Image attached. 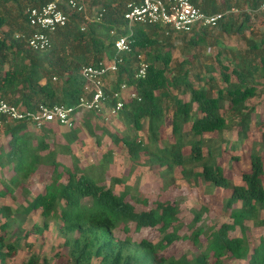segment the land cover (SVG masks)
Segmentation results:
<instances>
[{
    "label": "trees",
    "instance_id": "obj_1",
    "mask_svg": "<svg viewBox=\"0 0 264 264\" xmlns=\"http://www.w3.org/2000/svg\"><path fill=\"white\" fill-rule=\"evenodd\" d=\"M49 1L0 0V94L10 103L30 113L41 104L76 106L84 93L82 67L114 58L119 35L129 36L132 50L119 54L118 71L106 80L101 110L76 107L72 126L48 122L37 127L31 118L0 119V201L5 200L0 203V264H7L24 241L44 235L52 224L66 250L55 256L61 254L69 264H264V234L252 232V227L264 228V134L249 146V171L240 180L228 177L219 163L228 150L229 164L241 161V145L246 146L255 121V108L248 103L264 79V28L259 34L254 31L255 23L264 25V0H190L209 14L233 8L239 12H230L215 26L168 33L140 24L131 32L124 18L128 0H86V13L67 10L68 23L51 35V47L35 51L28 44L34 28L27 10ZM215 31L243 37L245 48L224 52L227 48L214 38ZM179 35L192 47L218 45L215 62L196 73L187 67L190 60L172 66L174 38ZM139 54L148 65L144 78L136 77ZM122 83L136 97H124L123 107L113 113L118 101L113 94ZM115 117L124 130L108 129L104 122ZM233 127L235 141L206 139ZM91 147L100 153L97 163ZM117 154L130 161V172L134 166L159 168L167 185L180 169L190 184L230 190L224 207L231 221L205 227L199 223L207 207L194 210L192 233L183 238L190 239L197 252L168 255L182 239L179 204L156 200L148 208L140 178L134 184L125 174L107 180ZM41 168H48L46 184L34 193L31 184ZM34 214L40 221L27 229ZM145 228L157 229L161 238H134V232ZM22 264L63 261L34 254Z\"/></svg>",
    "mask_w": 264,
    "mask_h": 264
},
{
    "label": "rangeland",
    "instance_id": "obj_2",
    "mask_svg": "<svg viewBox=\"0 0 264 264\" xmlns=\"http://www.w3.org/2000/svg\"><path fill=\"white\" fill-rule=\"evenodd\" d=\"M262 28H264V25L260 26L259 22L255 23L254 31H256V34H259ZM250 31L251 30H248L246 32V35L248 37L251 35ZM213 36L214 38H219V40H222L223 44L227 48L223 50L224 52L229 51V53H231L230 49L232 48H245V39L243 37L237 35L226 36L219 33L218 31H215L213 33ZM174 44L175 48L173 50L172 66H176L183 60H190L192 61V63L188 64L187 67L192 71V73L203 71L206 64L214 63L215 55L220 50L219 46L213 43L207 46H189L184 37L180 35L174 38ZM183 97L186 100L189 99L188 95ZM248 104L250 107L253 106L255 108V121L252 125L251 131L249 132V139L246 142V146L242 147L241 145V161L229 164L231 156L229 150L224 151L223 155L219 157V163L224 167L225 174L233 180H240L241 174L249 171V146H251L253 142L261 141L263 139L264 79L260 81L258 87V95L250 100ZM104 123L106 124L108 129L114 132H120L124 130L123 124L119 120H117L116 117L109 118ZM140 134L145 135L146 133L141 132ZM212 137H214L215 140H219L220 138L224 137L228 142L235 141L237 139V129L233 127V129L225 131L220 136H213L212 134L206 135L207 140L211 139ZM109 140V137L106 136L104 137L103 142L107 144ZM186 152H189V149H187ZM90 155L92 156L93 162L97 163L100 158L98 148L91 147ZM131 168L132 167L130 165V161L124 155L117 154L114 157L112 165L107 170L105 178L109 180L113 176L125 174L128 175V178L130 179L129 182L132 184L136 182L137 178H140L139 189L142 192L143 197L148 198L149 200V204L145 207L149 208L154 206L156 200L166 199L172 202H176L180 206L181 213L179 234L182 236V239L172 245V247L168 251V255L180 257L185 254L191 255L197 252V247L193 244V242L190 239L183 238V236L190 235L192 233L190 225L194 217V210L200 209L202 206L207 207V211H205L203 220L199 223V225H203L205 227L216 225L219 226L222 222L231 221V218L225 211L224 207L226 198L231 194L230 190L214 188L204 182H200L199 184H190L183 179L180 173V169H176L174 177L169 178V185H167L163 182L162 179H160V169L157 167L153 168L144 166L142 168H139L138 166H134L132 172H130ZM47 171L48 168H41L38 175L33 178L31 186L34 193L43 191L46 184ZM4 201L5 200H2L0 201V203ZM139 208H141V206H139ZM32 217H29V221L26 224L27 229L31 228L34 221H40V217L38 215L34 214ZM252 232L257 234H264V228L256 227L254 229L252 227ZM133 236L136 239L147 238L150 240H158L161 238V234L159 233V231L157 229L151 228H145L140 232H134ZM256 239L258 240V238ZM62 245L63 240L58 237L56 226L52 224L50 230L47 231L44 235H31L28 240L24 241L22 248L19 250V253L15 257L9 259L7 264H22L34 254L40 256V258L46 256L54 263L63 261V264H69L68 261L63 260L65 258H62L61 254L60 256H55L57 252L62 253L66 251ZM93 264H99V261L95 260Z\"/></svg>",
    "mask_w": 264,
    "mask_h": 264
},
{
    "label": "built area",
    "instance_id": "obj_3",
    "mask_svg": "<svg viewBox=\"0 0 264 264\" xmlns=\"http://www.w3.org/2000/svg\"><path fill=\"white\" fill-rule=\"evenodd\" d=\"M87 8L86 0H51L40 7L29 8L27 10L28 21L34 28L33 33L28 37L29 47L35 51H44L50 48L51 35L68 23L67 10L86 13ZM261 10L264 11V2L261 5ZM103 12L98 15L97 20L102 18ZM230 12L238 13L239 11L233 8ZM230 12L209 14L195 6L190 0H128L124 18L131 32L132 27L136 24L159 26L167 33L170 31L188 32L195 27L215 26ZM86 19L91 20L88 16ZM85 28L86 26L83 25L82 30ZM111 33L114 35L116 31L112 30ZM115 47L118 54L111 60H103L98 64L82 67L81 76L85 81L84 93L76 106L41 104L34 113H30L23 110L21 106L10 103L0 94V119L18 121L31 118L37 127L48 122L72 126L77 119L76 107L82 111H100L106 80L115 76L118 71L119 61H121L119 54L132 50L129 36L119 35L115 40ZM147 67L145 55L139 54L136 77L144 78ZM113 95L118 98L115 110H112L113 113L123 107L124 97H136V93L126 83H122L119 90Z\"/></svg>",
    "mask_w": 264,
    "mask_h": 264
}]
</instances>
